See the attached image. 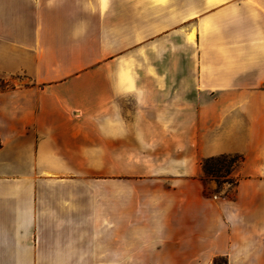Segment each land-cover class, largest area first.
Wrapping results in <instances>:
<instances>
[{
    "label": "crops",
    "instance_id": "obj_1",
    "mask_svg": "<svg viewBox=\"0 0 264 264\" xmlns=\"http://www.w3.org/2000/svg\"><path fill=\"white\" fill-rule=\"evenodd\" d=\"M216 262L264 264V0H0V264Z\"/></svg>",
    "mask_w": 264,
    "mask_h": 264
},
{
    "label": "trees",
    "instance_id": "obj_2",
    "mask_svg": "<svg viewBox=\"0 0 264 264\" xmlns=\"http://www.w3.org/2000/svg\"><path fill=\"white\" fill-rule=\"evenodd\" d=\"M228 158L230 159L229 165L225 163ZM240 160L241 156L239 155L222 154L218 156H210L202 160V167L204 174L215 179L218 186H221L225 182L233 185L237 182V180L233 178L230 173ZM231 166L232 168H230Z\"/></svg>",
    "mask_w": 264,
    "mask_h": 264
},
{
    "label": "rangeland",
    "instance_id": "obj_3",
    "mask_svg": "<svg viewBox=\"0 0 264 264\" xmlns=\"http://www.w3.org/2000/svg\"><path fill=\"white\" fill-rule=\"evenodd\" d=\"M227 165H229L230 164V159L228 158L227 160H226V162H225ZM230 168H232V166L230 167ZM233 178H235V177H233ZM225 186V185H224Z\"/></svg>",
    "mask_w": 264,
    "mask_h": 264
},
{
    "label": "built area",
    "instance_id": "obj_4",
    "mask_svg": "<svg viewBox=\"0 0 264 264\" xmlns=\"http://www.w3.org/2000/svg\"><path fill=\"white\" fill-rule=\"evenodd\" d=\"M212 264H226L224 262H216V263H212Z\"/></svg>",
    "mask_w": 264,
    "mask_h": 264
}]
</instances>
